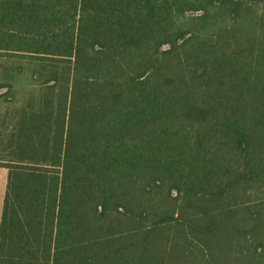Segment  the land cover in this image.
Wrapping results in <instances>:
<instances>
[{"label": "trees", "instance_id": "trees-1", "mask_svg": "<svg viewBox=\"0 0 264 264\" xmlns=\"http://www.w3.org/2000/svg\"><path fill=\"white\" fill-rule=\"evenodd\" d=\"M0 264H264V0H0Z\"/></svg>", "mask_w": 264, "mask_h": 264}, {"label": "rangeland", "instance_id": "rangeland-1", "mask_svg": "<svg viewBox=\"0 0 264 264\" xmlns=\"http://www.w3.org/2000/svg\"><path fill=\"white\" fill-rule=\"evenodd\" d=\"M6 179V172L4 169L0 168V212H1V205H2V197L4 192V185Z\"/></svg>", "mask_w": 264, "mask_h": 264}]
</instances>
